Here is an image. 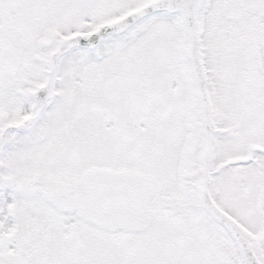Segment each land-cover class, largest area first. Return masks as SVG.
I'll list each match as a JSON object with an SVG mask.
<instances>
[{
    "label": "snow or ice",
    "instance_id": "1",
    "mask_svg": "<svg viewBox=\"0 0 264 264\" xmlns=\"http://www.w3.org/2000/svg\"><path fill=\"white\" fill-rule=\"evenodd\" d=\"M0 264H264V0H0Z\"/></svg>",
    "mask_w": 264,
    "mask_h": 264
}]
</instances>
